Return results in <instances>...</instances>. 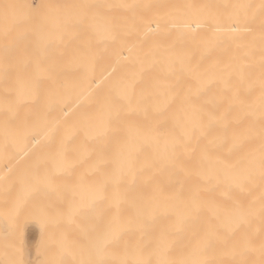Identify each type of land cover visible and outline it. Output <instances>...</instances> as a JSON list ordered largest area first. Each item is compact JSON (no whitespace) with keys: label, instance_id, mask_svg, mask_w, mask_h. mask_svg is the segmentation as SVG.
Instances as JSON below:
<instances>
[{"label":"bare ground","instance_id":"bare-ground-1","mask_svg":"<svg viewBox=\"0 0 264 264\" xmlns=\"http://www.w3.org/2000/svg\"><path fill=\"white\" fill-rule=\"evenodd\" d=\"M37 155L101 162L110 264H264V0H0V264Z\"/></svg>","mask_w":264,"mask_h":264},{"label":"rangeland","instance_id":"rangeland-1","mask_svg":"<svg viewBox=\"0 0 264 264\" xmlns=\"http://www.w3.org/2000/svg\"><path fill=\"white\" fill-rule=\"evenodd\" d=\"M100 163L93 161L94 166H88L78 158L58 160L48 155L16 160L15 170L28 175L36 189L37 203L31 206L30 215L37 233L34 245L27 247L22 227L15 220L9 223L16 226L7 234L9 264H110L106 235L107 178L105 168L98 166ZM52 203L83 222V229L75 231L71 240L53 233Z\"/></svg>","mask_w":264,"mask_h":264}]
</instances>
